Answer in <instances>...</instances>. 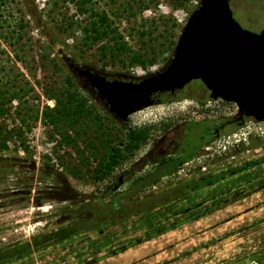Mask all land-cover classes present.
<instances>
[{
  "label": "rangeland",
  "instance_id": "374dc122",
  "mask_svg": "<svg viewBox=\"0 0 264 264\" xmlns=\"http://www.w3.org/2000/svg\"><path fill=\"white\" fill-rule=\"evenodd\" d=\"M54 1L0 0V247L56 227L82 203H107L110 190L125 191L134 179L151 172L160 158L195 152L175 174L144 193L229 163L264 157V120L245 119L219 137L202 132L204 124L212 128L235 114L234 103L210 99L199 80L121 122L70 67L127 81L159 71L169 63L195 1L200 0H86L85 12L78 10L80 0H57L55 5ZM248 1L229 2L244 29ZM261 10L251 11L257 24L264 21ZM93 11H105L110 28H116L103 42L112 46L118 39L114 35L121 34L128 47L125 53L115 57L108 50L101 56L98 45L82 44V26L94 19ZM71 21L74 24L68 27ZM20 23L25 26L20 28ZM54 39L58 52L49 46ZM136 50L145 51L154 62L131 65L128 57ZM69 78L91 114L73 128L66 123L53 128L43 115L46 106L56 104L48 96H61ZM164 119L173 130L162 140L165 131L159 123ZM136 127L154 128L112 176L94 182L92 169L105 150L103 142L114 145L119 138L127 142L129 130ZM119 176L122 184L116 181ZM214 191L176 202L168 219L157 212L141 225L142 218L134 217L12 264H264V162ZM157 219L162 224L148 229ZM174 223L179 224L156 233Z\"/></svg>",
  "mask_w": 264,
  "mask_h": 264
},
{
  "label": "trees",
  "instance_id": "16d2710c",
  "mask_svg": "<svg viewBox=\"0 0 264 264\" xmlns=\"http://www.w3.org/2000/svg\"><path fill=\"white\" fill-rule=\"evenodd\" d=\"M86 2V0L79 1V11L85 12L89 10L88 7H85ZM55 4H57V0L54 1V5ZM90 16H93L94 19L86 22L85 25L82 26V44L87 46V48L98 45L101 56H106L108 50L110 54L115 57L118 54L125 53L128 47L124 41H121V39H123L121 34L114 35L113 39L115 40L117 37L118 39L112 46L103 42L104 37L107 36L109 32L116 31L115 27L110 28V21L107 13L105 11H101L100 13L93 11ZM73 24L72 21L69 22L68 27H71ZM24 26L23 23L19 25L20 28ZM49 42L50 48H52L53 51H57L55 49L57 40L54 39V42ZM1 52H3V50H0V53ZM128 58L131 65L140 66H147L153 63L155 59L154 57L147 58L145 51L143 52L140 50L132 51V54ZM119 61L124 64L122 59L119 58ZM66 80L68 85L65 87V91L61 96H48V92L45 91L48 98H54L56 101L55 106L51 108L46 106L43 113L45 124L53 128L57 127L60 123H66L69 128H73L82 118H87L91 114V110L86 108L87 101L80 92L77 91L76 84L71 81V78ZM164 101H166V99L161 102ZM0 111L2 112V109H0ZM94 119L100 120V118L95 115ZM190 122L192 124L196 123L194 121ZM202 132H205L207 135L211 132V128L207 124H204ZM19 134H21V132ZM149 135L150 128L136 127L129 130L127 142H124L122 138H119L118 143L114 145H110L109 140L103 142L102 146L105 150L100 154L95 167L92 169V180L94 182H99L112 176L113 172L124 160L129 158L147 141ZM66 137L68 139L69 135ZM2 146L5 147V144H2ZM194 156L195 152L191 153L189 156L180 155L176 158H160L151 172L134 179L125 191L117 192L110 190L107 193V203L103 204L99 201L96 203L90 201H87L86 204L82 203L78 209L68 215L64 221L59 222L56 227L42 231L30 238L21 239L4 247H0V264H12L15 261H21L35 253L39 254L50 248L65 245L74 238L87 232L94 230L105 231L108 228L121 225L134 217L142 218L140 222L141 225L152 220V217L155 216L157 212L160 215H166L164 217L168 219L170 216L167 214L177 207L176 202L192 200L202 193H204L205 197L210 196L222 182L228 181V179L234 175L249 170L252 167H257L264 162V157H249L226 164L219 169L201 172L188 179L179 180L163 189L144 193L147 188L154 186L160 182L162 178L175 174L179 166L189 161ZM119 177L116 180L117 182ZM118 184L120 183L118 182ZM155 217H157V215ZM165 219L163 218L162 220ZM162 220L157 219L158 222L154 223L156 225L150 224L149 228H147H158L162 224ZM178 224L179 223H174L160 227L156 233H163L165 230L174 228Z\"/></svg>",
  "mask_w": 264,
  "mask_h": 264
},
{
  "label": "water",
  "instance_id": "95a60500",
  "mask_svg": "<svg viewBox=\"0 0 264 264\" xmlns=\"http://www.w3.org/2000/svg\"><path fill=\"white\" fill-rule=\"evenodd\" d=\"M230 0H200L175 43L169 63L138 81L108 80L91 69L70 64L73 72L119 121L155 104L152 96L174 93L199 80L212 100L237 106L240 117L264 120V27L244 29ZM118 182L122 183V177Z\"/></svg>",
  "mask_w": 264,
  "mask_h": 264
},
{
  "label": "flooded vegetation",
  "instance_id": "af4514ba",
  "mask_svg": "<svg viewBox=\"0 0 264 264\" xmlns=\"http://www.w3.org/2000/svg\"><path fill=\"white\" fill-rule=\"evenodd\" d=\"M248 4H249V10L248 11H250V12L246 17V21L248 22V24H246V29L253 31V32H260L262 30V28L264 27V21L261 24H257L256 19L254 18L253 13L251 11H255L256 9H260V7H261L263 10V13H264V0H249ZM240 26L242 28H245L241 24H240ZM160 70H162V68ZM105 78L108 80L117 79V78H108L106 76H105ZM86 87H88V85H86ZM89 89H90V91H94L91 87H89ZM179 91H176L174 93L166 92V93L154 94L152 96V99L154 100L155 103L161 102L164 99H166L167 97L177 96ZM245 119H248V118L240 117V115L238 113H236L234 115L233 119H224L219 123L218 122L215 123L214 127L211 128L210 133H212L214 137H219L221 135V133L224 132L225 130H227L229 127H231L234 124L235 125L241 124L245 121ZM127 121H125V122H127ZM122 122H124V121H122ZM163 122H165V123H163ZM166 122H167V124H166ZM159 124L162 127V129H164V131H165L164 135H162L163 136L162 140H165L166 136L172 132L173 128L170 126L168 119H164V121H161ZM153 128H151L150 131L153 130ZM152 152H153V150L150 151L151 154H152Z\"/></svg>",
  "mask_w": 264,
  "mask_h": 264
},
{
  "label": "built area",
  "instance_id": "2783aa9c",
  "mask_svg": "<svg viewBox=\"0 0 264 264\" xmlns=\"http://www.w3.org/2000/svg\"><path fill=\"white\" fill-rule=\"evenodd\" d=\"M199 5V2L198 1H195V6L197 7ZM142 71V73H141V75H143L144 74V71L143 70H141ZM217 100H219V99H217ZM237 106L234 104V110L231 112V113H233V114H236L237 113Z\"/></svg>",
  "mask_w": 264,
  "mask_h": 264
}]
</instances>
